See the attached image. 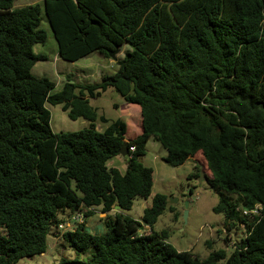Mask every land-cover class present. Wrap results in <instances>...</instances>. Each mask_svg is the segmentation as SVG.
I'll return each mask as SVG.
<instances>
[{
	"label": "trees",
	"instance_id": "16d2710c",
	"mask_svg": "<svg viewBox=\"0 0 264 264\" xmlns=\"http://www.w3.org/2000/svg\"><path fill=\"white\" fill-rule=\"evenodd\" d=\"M14 3L0 0V264L45 254L48 236L78 210L87 209L89 219L92 210L117 206L104 234L89 233L86 224L65 232L76 257L57 264H264V0ZM43 12L65 61L92 53L111 59L129 46L118 71L94 85L67 79L54 93V82L32 74L47 61L33 52L48 39ZM109 89L141 112L142 134L129 142L135 151L124 173L108 164L120 156L128 126L119 119L97 131L90 105ZM48 105L90 127L54 134ZM151 139L174 168L202 155L207 184L226 193L214 212L224 215L226 231L246 230L230 255L212 251L200 260L168 244V232L154 231L168 206L164 195L140 222L125 214L152 194L154 172L142 163ZM196 169L190 178L200 177ZM258 205L259 218L241 214Z\"/></svg>",
	"mask_w": 264,
	"mask_h": 264
},
{
	"label": "rangeland",
	"instance_id": "374dc122",
	"mask_svg": "<svg viewBox=\"0 0 264 264\" xmlns=\"http://www.w3.org/2000/svg\"><path fill=\"white\" fill-rule=\"evenodd\" d=\"M42 2L43 0H15L14 9ZM42 17L41 28L48 33V39L45 45L34 46L33 52L36 55L46 56L47 61L37 62L32 74L36 78H48L54 82L56 85L54 93L62 91L67 79L80 85L100 83L103 76H111L118 71L117 61L122 60L126 52L130 50L129 46H123L115 60L92 53L74 63L65 61L59 56V45L45 12ZM90 105L97 110L99 116L95 123L97 131L104 132L113 122L121 119L128 126L127 140L142 134L140 108L126 104L122 96L114 89H109L94 100L90 99ZM48 110L51 114L50 125L54 134L75 133L90 127L86 120H71L61 106L48 105ZM100 117H105L108 123L101 122ZM166 156V150L158 142L153 139L148 141L142 163L154 172L152 194L147 200L135 199L133 208L125 214L140 222L144 211L151 207L154 197L164 195L168 206L154 226V231L160 234L164 231L168 232V244L179 252H190L200 260L207 259L212 251L225 250L230 255L235 250L237 241L245 236L246 230L245 227L239 226L231 232L226 231L224 215L214 212V208L226 193L214 192L203 177L190 178L197 172L196 166L200 168L206 179L210 176L202 155L198 154L194 161L190 160L183 166L175 168L165 163ZM109 166L121 168L115 158L109 162ZM186 203H189L187 208ZM97 211L101 210L94 211V215L88 219V232L92 234H97L94 230L102 228L100 223L106 220H101L100 213ZM186 211L188 215L185 219ZM142 230H144L143 233L150 232L149 228ZM54 236L55 234L48 236V248L45 254L23 258L18 264H57L62 258L73 260L76 257L75 252L63 239H56ZM226 239L229 241L226 242ZM209 242L212 243L211 247L207 246ZM81 259L85 260L86 257Z\"/></svg>",
	"mask_w": 264,
	"mask_h": 264
},
{
	"label": "built area",
	"instance_id": "2783aa9c",
	"mask_svg": "<svg viewBox=\"0 0 264 264\" xmlns=\"http://www.w3.org/2000/svg\"><path fill=\"white\" fill-rule=\"evenodd\" d=\"M134 151H135L134 147L129 148V153H133ZM86 211L87 209H81L74 212L71 217L66 218L65 222L58 226L56 231L60 232L63 235L65 232H73L79 226L85 225L88 220L86 217ZM261 212H262L261 205H258L251 210L241 209V214L243 215V217H247L251 220H255L256 218H259L261 216Z\"/></svg>",
	"mask_w": 264,
	"mask_h": 264
},
{
	"label": "crops",
	"instance_id": "0c3cea01",
	"mask_svg": "<svg viewBox=\"0 0 264 264\" xmlns=\"http://www.w3.org/2000/svg\"><path fill=\"white\" fill-rule=\"evenodd\" d=\"M121 158H123V157H121V156H118V157H116L115 158V160H116V162L118 163V165H121V166H119V167H121V168H117V167H111V166H109V164H108V166H109V168H117L118 170H120L122 173H124L125 171H126V169H127V160H126V158H123V159H121ZM119 160V161H118ZM192 161H194V159H192ZM97 209H95V210H92L93 212L94 211H96ZM118 211H120V210H118V209H116L115 208V210L114 211H112V212H110V213H102V211H97V212H99L100 213V219L102 220V219H106V218H108V217H114L115 216V212H118ZM88 221L89 220H87V223H86V230L88 231ZM104 220L102 221V223H100V226H103L102 228H96L95 230H94V232L95 231H97V234H94V235H101V234H104V232H105V225H104ZM56 234H55V238L56 239H62L61 238V236H62V234L60 233V232H55ZM90 233V232H89ZM92 234V233H91Z\"/></svg>",
	"mask_w": 264,
	"mask_h": 264
},
{
	"label": "water",
	"instance_id": "95a60500",
	"mask_svg": "<svg viewBox=\"0 0 264 264\" xmlns=\"http://www.w3.org/2000/svg\"><path fill=\"white\" fill-rule=\"evenodd\" d=\"M117 54H119V50L118 49H116L114 52H110L109 53L110 58L113 59V60H115ZM130 141L131 140H126L125 143L123 144V146H122V148H121V150L119 152V154H120L121 157L126 158L128 156V154H129V142ZM200 177H203L204 181H207V179L204 177L203 172L200 173ZM188 206H189V203H186V208ZM116 209L119 210V207L117 206ZM187 215H188V213L186 211L185 212V219L187 218Z\"/></svg>",
	"mask_w": 264,
	"mask_h": 264
}]
</instances>
